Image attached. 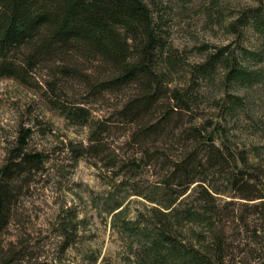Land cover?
<instances>
[{
	"label": "trees",
	"instance_id": "1",
	"mask_svg": "<svg viewBox=\"0 0 264 264\" xmlns=\"http://www.w3.org/2000/svg\"><path fill=\"white\" fill-rule=\"evenodd\" d=\"M154 12L146 0H0V77L37 88L51 108L78 124L90 125V104L99 96H119L104 114L106 120L91 129L87 145L67 144L74 160L98 146L101 126L109 121L128 124L127 142L146 152L123 162L131 167L151 164L160 174L157 189L166 198L156 197L160 191L152 193L151 210L163 218L157 217L151 228L131 221L124 228L147 242L153 263L226 264L222 239L200 249L175 233L191 224L202 226V233H215L216 197L223 189L206 183L208 176L221 175L228 191L242 199H264V190L257 188L261 162L249 149L238 148L232 131L246 116L245 98L229 91L230 86H264V49L240 46L225 54L224 47L218 48L190 66L184 85L171 86L177 58L169 53ZM245 17L243 24L262 32L264 8H253ZM252 62L262 66L251 68ZM217 75L219 92L213 94L207 86ZM70 79L79 83L73 93ZM200 102L209 110L205 119L198 111ZM176 129L184 145L168 156L161 150L176 137ZM31 133L20 129L0 162V264H49L37 257L32 261L22 242L7 239L23 186L47 160L42 151L28 148ZM113 157L107 153L105 158ZM106 166L113 169L116 163ZM70 226L60 227L62 248L70 245L75 225ZM145 262L146 257L141 264Z\"/></svg>",
	"mask_w": 264,
	"mask_h": 264
},
{
	"label": "rangeland",
	"instance_id": "2",
	"mask_svg": "<svg viewBox=\"0 0 264 264\" xmlns=\"http://www.w3.org/2000/svg\"><path fill=\"white\" fill-rule=\"evenodd\" d=\"M146 1L161 21L169 53L177 58L171 86L184 85L190 66L218 48L224 47L225 54L240 46L264 49V26L259 32L248 22L243 24L251 9L264 8V0ZM251 65L262 66L253 62ZM260 72L264 77V68ZM219 83L217 75L207 91L218 94ZM70 84L69 92L77 91L78 81L70 79ZM229 91L245 98L246 116L234 123L232 131L238 148L249 149L250 155L260 160L258 171L263 172H257V188L264 190V86L258 82L230 86ZM118 97L99 96L90 104L94 109L90 125L78 124L51 108L37 88L0 77V162L22 128L32 130L28 148L47 155L23 186L17 217L7 233V239L26 246L32 261L37 257L49 264H141L146 257L145 264H156L147 254V242L124 228L127 221L151 228L157 217L163 218L151 210L155 205L151 195L160 191L156 197L166 198L157 189L160 174L151 164L140 162L138 167H131L123 162L146 152L127 142L129 125L109 121L101 126L98 146L77 160L67 148L69 142L73 146L87 145L91 129L106 120L104 114L111 111ZM198 109L203 119L208 117L206 102H200ZM178 132L176 129V137L161 150L168 156L177 155L184 145ZM107 153L116 157L107 161ZM114 162L113 169L106 166ZM206 183L223 189L216 197L215 233H202V226L191 224L182 227L176 236L200 249L212 247L214 240L222 239L226 264H256L264 260V199L247 200L234 195L221 175L208 176ZM69 223L76 227L69 232L70 245L62 248L60 227Z\"/></svg>",
	"mask_w": 264,
	"mask_h": 264
}]
</instances>
